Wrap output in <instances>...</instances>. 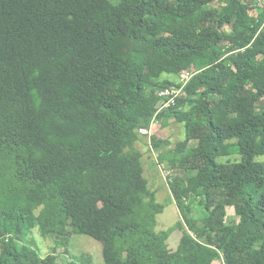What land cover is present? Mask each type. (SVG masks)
<instances>
[{"label": "trees", "instance_id": "1", "mask_svg": "<svg viewBox=\"0 0 264 264\" xmlns=\"http://www.w3.org/2000/svg\"><path fill=\"white\" fill-rule=\"evenodd\" d=\"M184 72L194 75L155 120L182 124L185 139L150 138L172 171L181 217L157 231L164 206L135 145L161 104L158 92L179 87ZM233 155L241 160L217 161ZM257 156L263 4L0 0V264H33L35 229L98 241L103 264H264ZM227 208L236 223L225 222ZM174 229L176 252L167 245Z\"/></svg>", "mask_w": 264, "mask_h": 264}, {"label": "rangeland", "instance_id": "2", "mask_svg": "<svg viewBox=\"0 0 264 264\" xmlns=\"http://www.w3.org/2000/svg\"><path fill=\"white\" fill-rule=\"evenodd\" d=\"M168 78L177 81L175 76H168ZM153 135L173 144L185 139V129L182 124L174 122L173 119L164 120L163 122L157 120L151 130V136ZM145 138L141 136L135 147L142 153L141 165L148 187L155 193L156 201L164 206L163 212L157 216L156 230H167L181 219L168 187L170 178L168 172L172 171L166 164L158 161L159 151H156V149H154L155 151L151 150V146L148 145V140ZM240 160L239 155H233L219 158L217 161L225 163L227 161L239 162ZM255 161L263 162L264 156L255 157ZM199 211V209H196L195 215L198 216ZM225 222L227 224L237 222L233 208H227ZM180 235L179 229H174L171 232L167 240L169 250L176 252ZM29 239L31 242L29 243L28 255L33 264L44 263L49 255L56 256V264H71V262L76 264H103L101 244L90 237L73 234L66 237H42L38 229H35L30 234Z\"/></svg>", "mask_w": 264, "mask_h": 264}, {"label": "built area", "instance_id": "3", "mask_svg": "<svg viewBox=\"0 0 264 264\" xmlns=\"http://www.w3.org/2000/svg\"><path fill=\"white\" fill-rule=\"evenodd\" d=\"M256 1L258 4L261 3L264 5V0H256ZM193 75H194L193 72H184V73L180 74L178 77V83L181 84L179 87L173 86L170 88H164L158 92V96L161 98V104L159 105L149 127L148 128H140L138 130V134L140 136L147 138L148 145L151 146V150H154V148L152 147V145L150 143V138H151L152 127L156 121L155 120L156 116L158 115V113H160L164 109L169 108L175 104L176 99L182 95L185 85L188 83V81L191 79V77ZM168 173L170 174V172H168Z\"/></svg>", "mask_w": 264, "mask_h": 264}, {"label": "crops", "instance_id": "4", "mask_svg": "<svg viewBox=\"0 0 264 264\" xmlns=\"http://www.w3.org/2000/svg\"><path fill=\"white\" fill-rule=\"evenodd\" d=\"M146 139V138H145Z\"/></svg>", "mask_w": 264, "mask_h": 264}]
</instances>
